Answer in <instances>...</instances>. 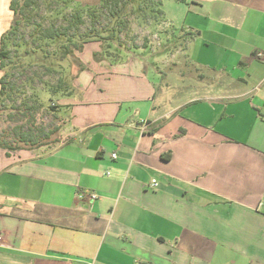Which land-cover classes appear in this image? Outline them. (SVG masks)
I'll return each mask as SVG.
<instances>
[{
  "label": "crops",
  "instance_id": "obj_1",
  "mask_svg": "<svg viewBox=\"0 0 264 264\" xmlns=\"http://www.w3.org/2000/svg\"><path fill=\"white\" fill-rule=\"evenodd\" d=\"M162 9L186 46L87 44L54 145L0 149V264H264V0Z\"/></svg>",
  "mask_w": 264,
  "mask_h": 264
},
{
  "label": "rangeland",
  "instance_id": "obj_2",
  "mask_svg": "<svg viewBox=\"0 0 264 264\" xmlns=\"http://www.w3.org/2000/svg\"><path fill=\"white\" fill-rule=\"evenodd\" d=\"M101 1L102 0H74V3L65 9V12H61L62 7L56 9L51 7L50 9H47L46 5L40 2L39 9L34 11L31 15V23H29V25H24L20 31L26 44L20 41L18 52L22 53L26 49L37 47L39 43H36L38 41H40L42 46L45 47L46 40L44 41L38 38L39 33L37 24L39 22H43L44 28H47L51 24L58 27L65 23L63 15L71 13L75 5L99 6ZM157 1L158 0H155V2ZM134 3L135 2H133V4L131 3L125 10V14H123V19L129 23L128 27L124 31H119L118 38L116 37L115 40L106 41L103 45L100 43V51L96 52H102L101 54L104 57H110L112 61H122L127 58L128 55L130 56V54L132 55L136 51L142 52L145 56V51H160L165 49V47L181 49L184 45L186 46V40L182 38L184 34L182 36L181 31H175L174 33L172 28L166 26L162 21L164 19L163 15L159 18H155V15L153 16L151 13H148L146 17H142L138 13L131 12V10H133L132 7L135 6ZM1 7L2 6L0 5V8ZM7 9H9V5ZM6 12V9L0 10V16ZM148 12H151V10ZM107 16L108 11H105L101 16L99 23H97V28L101 31L110 29V26L108 25L109 18H107ZM6 17V26L4 27V25H2L4 29L8 28L13 20L12 12L8 13ZM1 22L0 19V26ZM89 22L90 19L87 18V25ZM111 24L118 28L116 21H113V23L111 22ZM166 34H169L170 36L169 39H171V41L169 43H166ZM56 42L51 43V45L46 48L56 50L57 44L61 41ZM13 48L15 49V52H17L16 48ZM32 52L33 53L31 54L34 55L35 51L33 50ZM87 54L88 49L86 50V48H84L82 52H79V58L84 67L83 71L90 70V64L86 60ZM93 58L95 61L100 60L95 57ZM18 59V55L15 53L11 64L21 65V62H19ZM65 67L67 68V65H65ZM8 68H10L12 73H15L12 77V82L18 86V89L13 93L10 102L6 103V107L5 105H0V144L8 145L9 147H34L35 149L38 148L36 147V144L41 142L48 144L53 143L52 145H54L55 127L58 117H56L57 115L55 111L47 108V105H44V107L31 106V102H33L31 97H41L46 89H48L47 85L51 87L52 84L58 81L60 72H47L45 68L39 67L37 64L31 67L27 66L26 68H19L18 70H21L22 75L19 72L14 71L16 68L11 69L10 65ZM77 69V67H74L75 73L77 72ZM35 71H37L36 74ZM165 71H167V69ZM3 74L4 71L0 68V78ZM68 81H71L70 77H68ZM26 101L28 102L25 103ZM36 106H38V104H36Z\"/></svg>",
  "mask_w": 264,
  "mask_h": 264
},
{
  "label": "trees",
  "instance_id": "obj_3",
  "mask_svg": "<svg viewBox=\"0 0 264 264\" xmlns=\"http://www.w3.org/2000/svg\"><path fill=\"white\" fill-rule=\"evenodd\" d=\"M40 2L45 4L47 9L62 7L61 12H65V9L73 4L74 0H10L9 8L13 13V20L0 36V68L4 71L3 76L0 78V105H5V107L6 103L12 99L13 93L18 89V86L12 82V77L15 73L11 72L10 68H8L9 65L11 69L16 68L14 71L19 72L21 75L22 72L18 70L19 68L31 67L35 64L45 68L47 72H60L58 81L52 84L51 87L47 85L48 89L42 96L40 95L41 97H31L33 101L31 106L44 107V105H47L48 109L56 111L60 107L59 102L61 99L73 95L75 90L73 82L79 73L84 70L79 58V52H82L89 43L98 42L103 45L106 41L118 38V32L124 31L128 27L129 23L123 19V14H125V10L131 3L135 2L131 12L138 13L142 17H146L148 13L155 15V18L163 15V0H158L157 2L155 0H102L99 6L77 4L73 7L71 13L63 15L64 24L58 27L51 24L47 28H44L43 22L37 24L38 38L46 40L45 47L38 41L36 43H39L37 47L26 49L24 52L19 53L20 41L26 44L20 31L24 25L31 23V15L39 9ZM149 10L151 12H148ZM105 11H108L107 18H109L108 25L110 29L101 31L97 28V23H99ZM87 18L90 19L88 25ZM113 21H116L118 28L112 26L111 22L113 23ZM56 41H61L57 44L56 50L46 48ZM12 46L16 48L17 52ZM33 50L35 51L34 55L31 54ZM15 53L18 55L21 65L11 64ZM101 53L96 52L94 57L100 59L103 56ZM65 65H67V68ZM74 67L78 68L76 73L74 72ZM68 77L71 78L70 82ZM0 148L17 150L22 147H9L8 145L0 144Z\"/></svg>",
  "mask_w": 264,
  "mask_h": 264
},
{
  "label": "built area",
  "instance_id": "obj_4",
  "mask_svg": "<svg viewBox=\"0 0 264 264\" xmlns=\"http://www.w3.org/2000/svg\"><path fill=\"white\" fill-rule=\"evenodd\" d=\"M256 57H257L259 60H261V61L264 62V52H258V53L256 54ZM116 157H117V154L114 153V154H113V158H116ZM154 183H156L155 180H154ZM97 197H98V194H97V193H92V194H91V198H92L93 200H96Z\"/></svg>",
  "mask_w": 264,
  "mask_h": 264
}]
</instances>
